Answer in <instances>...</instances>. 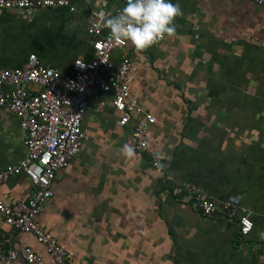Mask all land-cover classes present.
Listing matches in <instances>:
<instances>
[{"label":"crops","instance_id":"0c3cea01","mask_svg":"<svg viewBox=\"0 0 264 264\" xmlns=\"http://www.w3.org/2000/svg\"><path fill=\"white\" fill-rule=\"evenodd\" d=\"M75 12L0 13V69L12 70L36 54L67 73L92 56L87 19L111 13L119 0H72ZM183 15L175 32L145 50L116 57L132 62L130 89L145 113L162 155L160 171L136 153L137 116L118 113L113 94L89 101L80 153L53 182V198L38 218L71 255L70 264H264V7L250 0H173ZM41 38L19 48L15 34ZM34 45V46H32ZM128 145L131 152L124 151ZM27 155L25 135L0 109V171ZM184 181L223 203L242 197L254 223L249 237L223 215L205 218L190 199L175 194ZM24 176L0 184V201L30 198ZM33 248L54 264L35 238L0 217V245Z\"/></svg>","mask_w":264,"mask_h":264},{"label":"built area","instance_id":"2783aa9c","mask_svg":"<svg viewBox=\"0 0 264 264\" xmlns=\"http://www.w3.org/2000/svg\"><path fill=\"white\" fill-rule=\"evenodd\" d=\"M250 1L264 7V0ZM125 3L126 0H119L113 11L105 14H118ZM56 8L76 11L72 0H0V13L14 11L32 15ZM101 13L94 12L87 19L92 56L74 60L69 72L42 63L36 54H30L15 69H0V109L16 117L27 148L24 159L0 171V184L24 175L33 188L26 201L12 204L0 201V217L10 228L33 236L54 264H70L71 255L43 228L38 218L53 198L57 173L66 169L81 151L87 138L84 117L90 99L98 91L113 94L112 104L118 113L128 118L137 116L132 131L135 151L146 157L154 170L160 171L162 167V155L151 147L148 139V130L156 118L143 111L130 89L131 60L115 55L134 45L130 40L116 39L105 25L106 15ZM174 191L178 197L190 199L203 217L221 214L235 222L240 237L247 238L252 233L254 223L249 211L241 205L240 195L217 203L201 187L188 181L177 184ZM8 242L6 239L0 245V264H46L33 248L10 249Z\"/></svg>","mask_w":264,"mask_h":264},{"label":"clouds","instance_id":"9594fccd","mask_svg":"<svg viewBox=\"0 0 264 264\" xmlns=\"http://www.w3.org/2000/svg\"><path fill=\"white\" fill-rule=\"evenodd\" d=\"M181 15L180 4L173 0H126L118 14L106 15L105 25L116 39L130 40L137 50H145L174 33ZM123 150L131 152L128 145Z\"/></svg>","mask_w":264,"mask_h":264},{"label":"rangeland","instance_id":"374dc122","mask_svg":"<svg viewBox=\"0 0 264 264\" xmlns=\"http://www.w3.org/2000/svg\"><path fill=\"white\" fill-rule=\"evenodd\" d=\"M27 33L23 30L21 31H18V34H15L14 35V38H16V44H17V47H21V48H29L31 47L30 46V43L31 41H33L35 38H41V36H37L36 34L33 33L32 34H28L26 35ZM34 46V45H32Z\"/></svg>","mask_w":264,"mask_h":264}]
</instances>
